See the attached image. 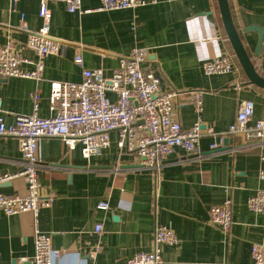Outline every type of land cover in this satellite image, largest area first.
<instances>
[{
    "label": "crops",
    "instance_id": "crops-1",
    "mask_svg": "<svg viewBox=\"0 0 264 264\" xmlns=\"http://www.w3.org/2000/svg\"><path fill=\"white\" fill-rule=\"evenodd\" d=\"M135 9L96 10L99 0H81L90 12H69L61 0H46L49 34L61 42L58 54L44 57L38 82L0 78L5 121L31 114V93L39 94L38 115L48 117L51 80L80 82L84 68H99L110 76L132 47L148 48L145 68L160 78L162 90L182 92L173 100L174 118L183 129L196 120L193 92L201 93V128L227 132L246 101L254 107L250 124L264 121V89L249 83L226 36L217 0H150ZM233 22L256 71L264 77V43L257 53L258 30L264 29V0H228ZM40 0H0V44L11 42L25 58L35 59L24 42L37 30ZM253 27V28H250ZM250 28V29H249ZM257 28V29H255ZM80 55L81 65L74 58ZM227 56L233 70L207 75L203 62ZM32 64L22 63L24 70ZM109 96L114 97L113 94ZM117 135L108 148L89 159L80 145L69 149L56 138L39 140L38 178L42 196L53 194L49 207L35 217L30 212L6 215L0 210V264L20 263L34 253V232L48 233L51 246L62 252L57 264H125L154 247L153 230H174L176 244L159 243L162 264H252L251 246L264 244V210L253 212L247 199L264 189V140L247 141L228 135L211 149L203 135L198 154L177 148L157 171L140 166L132 154L119 153ZM19 141L0 138V192L24 195ZM232 200L228 232L209 223V208ZM107 201V210L97 208ZM101 224L100 232H95ZM101 249L91 254L94 246Z\"/></svg>",
    "mask_w": 264,
    "mask_h": 264
},
{
    "label": "built area",
    "instance_id": "built-area-1",
    "mask_svg": "<svg viewBox=\"0 0 264 264\" xmlns=\"http://www.w3.org/2000/svg\"><path fill=\"white\" fill-rule=\"evenodd\" d=\"M69 12L85 13L81 0H61ZM154 2V0H150ZM147 0H99L96 10L135 9L148 4ZM38 15L41 26L29 32L24 45L35 54V59L23 57L11 42L0 44V78L9 76L26 77L36 82L42 79L44 57L58 54L61 42L49 34L50 11L46 0H40ZM264 43V37H263ZM149 51L146 47L134 46L122 57L110 76H105L99 68H84L80 82L51 80L49 88L50 111L48 117L38 115V93H31L32 113L16 114L12 123L5 121V111L0 98V138L15 137L19 141L23 168L18 176L24 178V195H7L0 192V210L6 215L30 212L37 216L41 207H49L53 194L42 196L38 170L42 166L37 156L39 140L59 139L64 146L74 149L80 145L82 157L89 159L108 148L111 133H116L119 153L132 154L139 158L140 166L157 171L177 148L185 155L198 154L203 135L215 138L211 149L223 145L228 135H241L247 141L264 140V121L255 120L252 102L246 101L236 113L235 120L227 132L206 131L201 128L202 101L199 91L193 92L196 120L188 129H183L174 118L173 100L182 94L177 90H162L160 78L145 68ZM76 64L82 58L76 55ZM22 63L32 64V69L24 70ZM233 70L227 56H220L203 62L207 75L222 74ZM113 94L114 97L109 96ZM264 178V173H260ZM9 176L0 177V182ZM247 207L253 212L264 210V189L256 190L247 199ZM97 208L107 210L109 203L100 201ZM209 223L228 232L232 225V200L225 198L221 203L209 208ZM101 224H96L95 232H100ZM34 253L29 259L21 258L19 264H57L62 252L53 249L48 233L35 229ZM154 247L149 252H139L129 257L125 264H162L159 243L176 244L178 238L174 230L157 225L153 230ZM91 254L101 249L96 244ZM252 264H264V244L251 246Z\"/></svg>",
    "mask_w": 264,
    "mask_h": 264
},
{
    "label": "water",
    "instance_id": "water-1",
    "mask_svg": "<svg viewBox=\"0 0 264 264\" xmlns=\"http://www.w3.org/2000/svg\"><path fill=\"white\" fill-rule=\"evenodd\" d=\"M217 4H218L222 25L226 32V36L230 42L232 50L244 74L246 75L249 83L264 89V77L261 76L256 71L253 62L241 41L237 28L232 19L228 0H217ZM258 32H259V39L255 48V53L259 51L262 45L263 37H264V29L258 30ZM12 264H16L15 261H13ZM25 264H33V263L26 262Z\"/></svg>",
    "mask_w": 264,
    "mask_h": 264
}]
</instances>
